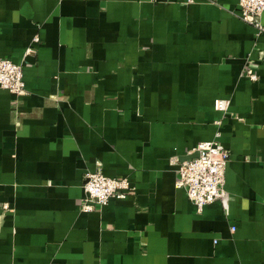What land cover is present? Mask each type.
<instances>
[{"label":"crops","instance_id":"0c3cea01","mask_svg":"<svg viewBox=\"0 0 264 264\" xmlns=\"http://www.w3.org/2000/svg\"><path fill=\"white\" fill-rule=\"evenodd\" d=\"M0 58L25 84L0 89V264H264V33L238 0H0ZM215 138L198 214L169 162ZM97 170L133 191L82 212Z\"/></svg>","mask_w":264,"mask_h":264},{"label":"built area","instance_id":"2783aa9c","mask_svg":"<svg viewBox=\"0 0 264 264\" xmlns=\"http://www.w3.org/2000/svg\"><path fill=\"white\" fill-rule=\"evenodd\" d=\"M239 18L252 25L257 34L264 33L260 24V16L264 12V0H238ZM38 39L35 38L34 42ZM250 81H256L255 74L249 73ZM0 89L7 90L15 96L25 94V84L21 64L9 59L0 58ZM214 110L226 112L228 101L218 99L214 101ZM219 137V133L216 134ZM215 138L202 142L194 148L195 156L180 161L173 157L170 165L177 168V189H183L187 198L193 204L196 213H201L205 205L220 201L225 196V169L229 159V152ZM84 198L80 206L82 212H91L95 207L106 206L110 199H124L133 191L129 181L125 178H110L100 170L88 174L83 183Z\"/></svg>","mask_w":264,"mask_h":264},{"label":"water","instance_id":"95a60500","mask_svg":"<svg viewBox=\"0 0 264 264\" xmlns=\"http://www.w3.org/2000/svg\"><path fill=\"white\" fill-rule=\"evenodd\" d=\"M194 157V156H193Z\"/></svg>","mask_w":264,"mask_h":264}]
</instances>
